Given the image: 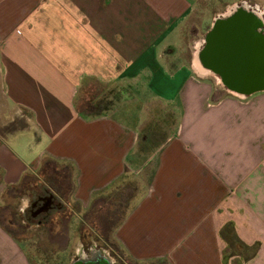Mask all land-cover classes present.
<instances>
[{
	"label": "crops",
	"instance_id": "0c3cea01",
	"mask_svg": "<svg viewBox=\"0 0 264 264\" xmlns=\"http://www.w3.org/2000/svg\"><path fill=\"white\" fill-rule=\"evenodd\" d=\"M198 1L0 0V264H33L3 218L17 201L35 226L23 213L46 176L63 250L85 245L92 215L135 264H264V91L220 95L178 60ZM209 1L215 13L249 2ZM143 74L152 95L135 108ZM92 81L120 99L83 102ZM152 102L176 115L157 143L142 130Z\"/></svg>",
	"mask_w": 264,
	"mask_h": 264
},
{
	"label": "rangeland",
	"instance_id": "374dc122",
	"mask_svg": "<svg viewBox=\"0 0 264 264\" xmlns=\"http://www.w3.org/2000/svg\"><path fill=\"white\" fill-rule=\"evenodd\" d=\"M250 3L256 2L255 0H248ZM209 0H199L198 1V7L199 10L195 12L193 15V20H188L189 22L185 25V28H183V34H184V42L182 44V53L181 54L184 58L178 59L182 64L189 65L190 61H193L194 70L197 69L198 77L207 79L209 78V73L206 71H203L202 68L199 66V64L196 62V50L200 46V38L202 37L203 31L207 28V24L209 22V19L212 15V13H215V10H205V8L211 7ZM215 2L213 1V5ZM205 7V8H204ZM225 7V6H224ZM207 16L208 20L200 25L199 33L194 36L192 34V31L194 30V23H199L201 21V18L203 16ZM193 25H192V24ZM150 78V75H142L139 76V81H135V84L137 86L143 85L145 88L143 91H135L132 93H136V96L134 99H136L135 102V108H138V104L142 102L144 99H148L146 96L147 94H151L152 91L150 89H147L148 85V79ZM216 82L218 79H216ZM143 83V84H142ZM215 86L219 88V84L215 83ZM218 93L221 94H231L235 97L245 99V97L241 94H238L236 92H228L227 90L221 89V91H218ZM83 94V102L89 99L88 102L95 105L98 108H108L114 101H117L121 97V92L117 91L115 89H108L107 86L99 83V82H88L85 85V89L82 92ZM152 95V94H151ZM146 96V97H144ZM153 104V106H151ZM164 103H160V106L158 107L156 103L152 102L150 104V107H148L149 117L148 120L143 124V132L150 131L153 133V136H155L154 142L157 143L160 141L164 136H168L175 126V114L173 113V110L169 107H165L163 105ZM132 187V186H131ZM130 186H128V189ZM134 188V185H133ZM123 193V191H122ZM120 194V193H119ZM10 208L6 212V216L4 219V222L6 223L7 227L12 231V233L19 238L24 245H26L28 254L30 255L33 264H70L74 259L80 258L83 253V246H79L78 250L74 249H65L63 250V247L65 245L56 244L54 242H51L52 239H55L56 236L52 237L48 235L49 229L46 226H49L51 224L52 218L56 216H60L62 213H55L53 217L51 216L48 223H41L40 225H33L28 226L23 222V217L21 215V211L19 210V207H17V201H14ZM18 208V209H17ZM101 213V212H100ZM97 218L101 215L96 213ZM102 216V215H101ZM11 219L13 223L7 222V219ZM93 216L91 215L88 219L89 222L88 225H86V238L85 241L81 244H86L89 241H95L97 243L96 246H98L100 249V254L103 256H106L112 264H135L131 261L126 260L121 252L119 250H115V242L108 234H104V229L101 227V222L99 219L97 221L92 220ZM94 219V218H93ZM87 221V220H86ZM113 223H115V220L112 223H109L111 225V228H107L112 232V226ZM14 224V225H13ZM96 224L97 225V236L93 234L92 230L90 229V225ZM98 236L100 238H98ZM52 238V239H51ZM55 241V240H54ZM97 250V249H95ZM115 251V252H114ZM84 256L83 258H85ZM118 262H117V261Z\"/></svg>",
	"mask_w": 264,
	"mask_h": 264
},
{
	"label": "flooded vegetation",
	"instance_id": "af4514ba",
	"mask_svg": "<svg viewBox=\"0 0 264 264\" xmlns=\"http://www.w3.org/2000/svg\"><path fill=\"white\" fill-rule=\"evenodd\" d=\"M242 9L259 16L258 24L248 29L224 27L226 22H222L221 17L240 16ZM199 41L201 44L196 50V62L209 73L214 83L219 84L220 89L241 91L245 96L264 91V11L260 7L250 2H238L223 13H215ZM220 46L222 51L217 52L216 48ZM215 78L218 79L217 82ZM48 189L62 198L54 179L48 176L45 177L44 185H40L38 190L31 189L30 193L39 196ZM31 206L29 202L25 208L27 222L40 225L49 221L50 217L46 219L45 213H36ZM92 231L97 235L96 229L93 228ZM93 245L85 244L80 258L86 256L92 262H97L98 258H107L100 254L98 246L95 250Z\"/></svg>",
	"mask_w": 264,
	"mask_h": 264
},
{
	"label": "water",
	"instance_id": "95a60500",
	"mask_svg": "<svg viewBox=\"0 0 264 264\" xmlns=\"http://www.w3.org/2000/svg\"><path fill=\"white\" fill-rule=\"evenodd\" d=\"M220 20H223L222 22H226L223 24L224 27L228 26V28H233V29L234 28L248 29L258 24L259 16L251 12L244 11L242 9V11L240 12V16L228 15L223 18L221 17ZM238 22H240L241 24ZM245 32L246 31H244V33ZM216 50L217 52H221L222 46L216 48ZM233 92H236L241 95H245V93L241 91L233 90ZM63 208L64 205L62 200L51 190L45 191L43 195H39V202H35V204L32 205V209H34L36 213L42 211L45 212L47 216L46 219H48V217H50L51 214H55L63 210ZM26 213L27 212L24 211L23 214L26 215ZM70 264H112V262H110V260H108V258L105 257L98 258L97 262H92L88 258H76Z\"/></svg>",
	"mask_w": 264,
	"mask_h": 264
}]
</instances>
